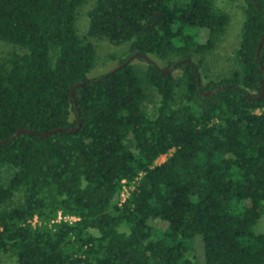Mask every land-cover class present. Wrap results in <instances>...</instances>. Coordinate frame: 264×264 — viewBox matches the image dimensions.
Returning <instances> with one entry per match:
<instances>
[{"label":"trees","instance_id":"1","mask_svg":"<svg viewBox=\"0 0 264 264\" xmlns=\"http://www.w3.org/2000/svg\"><path fill=\"white\" fill-rule=\"evenodd\" d=\"M214 1L0 0V252L14 264H264V0H241L231 67L210 77L202 56L229 22ZM88 37L126 52L89 76Z\"/></svg>","mask_w":264,"mask_h":264},{"label":"rangeland","instance_id":"2","mask_svg":"<svg viewBox=\"0 0 264 264\" xmlns=\"http://www.w3.org/2000/svg\"><path fill=\"white\" fill-rule=\"evenodd\" d=\"M214 3L218 8L229 14V22L223 35L216 42L212 51L202 56V65L208 74H210V77H214V72L227 71L231 67L232 51L238 42L239 27L242 18L241 0H215ZM89 5L90 1L83 3L76 12L75 27L81 36H83L86 31L87 18L85 11ZM199 35L203 38L202 33H199ZM90 39L94 45V63L88 71L89 76L98 75L115 66L126 52V43L113 45L105 38L91 37ZM12 49L13 46L10 43L0 41V58ZM151 57L157 65H163V60L154 56ZM132 60L139 64L146 63L142 59L133 58ZM162 159H164V154L159 155L157 161H161ZM153 223L159 227L163 226V223L160 221ZM253 230L256 232H264V213L257 218L253 225ZM197 252L199 254V249H197ZM0 264H14V260L7 255V253L0 252Z\"/></svg>","mask_w":264,"mask_h":264},{"label":"built area","instance_id":"3","mask_svg":"<svg viewBox=\"0 0 264 264\" xmlns=\"http://www.w3.org/2000/svg\"><path fill=\"white\" fill-rule=\"evenodd\" d=\"M121 194H122V193H121ZM122 195H123V194H122ZM60 218H64V219H68V220H70V219L73 218V216H70V215H63V216H61V214L58 212V213H57V216H56V218H55V220H58V219H60ZM35 221H36V218L33 217L32 220H31V223L33 224Z\"/></svg>","mask_w":264,"mask_h":264},{"label":"water","instance_id":"4","mask_svg":"<svg viewBox=\"0 0 264 264\" xmlns=\"http://www.w3.org/2000/svg\"><path fill=\"white\" fill-rule=\"evenodd\" d=\"M256 52H257V50H256ZM130 58V56H128V58L127 59H129ZM207 91H205V93H206ZM18 131V130H17Z\"/></svg>","mask_w":264,"mask_h":264}]
</instances>
